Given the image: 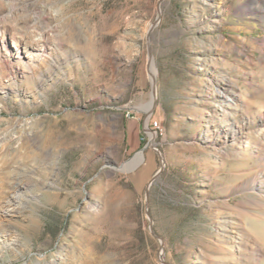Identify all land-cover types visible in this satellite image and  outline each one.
<instances>
[{
	"label": "rangeland",
	"instance_id": "1",
	"mask_svg": "<svg viewBox=\"0 0 264 264\" xmlns=\"http://www.w3.org/2000/svg\"><path fill=\"white\" fill-rule=\"evenodd\" d=\"M249 1L29 0L56 47L31 71L0 55V264H264Z\"/></svg>",
	"mask_w": 264,
	"mask_h": 264
},
{
	"label": "bare ground",
	"instance_id": "2",
	"mask_svg": "<svg viewBox=\"0 0 264 264\" xmlns=\"http://www.w3.org/2000/svg\"><path fill=\"white\" fill-rule=\"evenodd\" d=\"M0 1V55L4 59V64L9 66L10 69L15 68V63L18 62L23 63L31 71L37 63L44 60L45 56L50 57L51 51L56 47L49 39V31L47 32L38 27L43 24L39 18V11L35 10H41L43 7H40V9L34 8L29 0ZM247 3L255 6L260 1L253 0ZM247 7L248 5H246ZM22 8L28 9L25 15L21 12ZM253 9L264 13L263 7L257 6ZM48 17H53V15L49 14ZM155 75V69L152 68L151 72L150 68L152 80L155 79ZM149 135L151 139H154L155 135L153 133L149 132ZM135 160L140 162L142 155L139 154ZM29 179L26 180L22 174H17L14 177V182L11 184L14 194L6 201V212H10L12 208L20 205V200L24 198V194L29 190ZM160 255L163 258V254Z\"/></svg>",
	"mask_w": 264,
	"mask_h": 264
},
{
	"label": "water",
	"instance_id": "3",
	"mask_svg": "<svg viewBox=\"0 0 264 264\" xmlns=\"http://www.w3.org/2000/svg\"><path fill=\"white\" fill-rule=\"evenodd\" d=\"M147 52H148V69H149V73H150V68L152 65V53H151V48L149 46V44H147ZM156 106V89H155V79L152 80V101H151V106L150 109L148 111V114H152V112L154 111V108ZM147 147H152V143L149 142ZM160 156V154H159ZM161 157V156H160ZM156 178V176L154 177V179ZM152 182V181H151ZM146 193L148 194V191H146ZM148 211L146 210V213ZM160 260L163 264H165V262L163 261L162 255H160Z\"/></svg>",
	"mask_w": 264,
	"mask_h": 264
},
{
	"label": "built area",
	"instance_id": "4",
	"mask_svg": "<svg viewBox=\"0 0 264 264\" xmlns=\"http://www.w3.org/2000/svg\"><path fill=\"white\" fill-rule=\"evenodd\" d=\"M150 128L154 133L161 131L159 123L155 120H150Z\"/></svg>",
	"mask_w": 264,
	"mask_h": 264
}]
</instances>
